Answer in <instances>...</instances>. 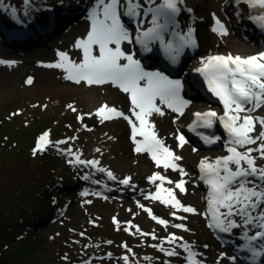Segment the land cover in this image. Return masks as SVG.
<instances>
[{
	"label": "snow or ice",
	"instance_id": "snow-or-ice-1",
	"mask_svg": "<svg viewBox=\"0 0 264 264\" xmlns=\"http://www.w3.org/2000/svg\"><path fill=\"white\" fill-rule=\"evenodd\" d=\"M25 15L31 8V0H23ZM227 4L228 0H224ZM236 15L240 17V10L236 6H246L249 9L247 19L260 29H264V0H233ZM4 0H0V10L5 9ZM13 19L20 22L17 9L10 8ZM193 13V8L187 6L186 0H92L87 10L86 19L89 28L83 37L75 39L73 48L81 53L80 58H73L68 51L57 50V61L45 65L48 68L59 69L63 79L76 85L88 87H102L111 85L121 93L126 94L129 101V114L115 105L104 103L95 112L78 115L81 122L84 116H95L100 123L123 119L130 125V140L134 145L133 151L137 155L148 154L155 167L165 172L171 170L180 175L178 181L169 179L160 171L153 172L147 177L150 184L155 185L154 192L144 194V199L159 202L172 209L171 215L180 221L187 220L185 214L201 215L206 220V227L217 234L216 238L225 244H234L232 240H223L220 234L236 235L241 242L235 245L237 254L243 253L246 264H264V166L257 165V159H264V116L255 115L264 108V51L254 55L239 54H209L202 57L195 73L203 78L207 91L217 98L223 106V113L209 109L195 112V119L188 126V130L195 133L205 144L213 145L221 140L220 135H205L198 129H213L217 122L223 128L227 139L224 147L227 155L217 157L214 161L201 159L198 165L199 181L206 186V211L200 213L191 205H185L178 198L180 194H187L184 177L189 174L179 163L183 157L176 154L167 145L157 130L153 116L164 117L167 111L177 114V118L185 114V109L191 103L182 95L184 83L180 79L170 78L163 71L147 70L137 53L126 46L140 47L143 53H151L154 45H159L165 58L171 64H177L185 49L198 47L196 29L186 25L182 28L179 17L183 13ZM214 21L211 32L223 37L229 35L225 23L212 13ZM150 24L144 27L145 23ZM0 64L12 66L15 61L0 59ZM26 83L31 85L33 78L28 77ZM76 112L72 104L67 105ZM19 115V113H13ZM134 117V119H133ZM176 123V118L173 119ZM259 126V127H258ZM87 128V126L85 125ZM91 131V129H87ZM175 140L177 148H184L189 144L186 136L176 130ZM65 140L51 141L50 130L38 136L32 155L46 152L53 148L61 154L72 157L68 163L73 166H83L94 169L98 173H106L108 180L118 181L119 184L135 189L133 178L118 177L109 169L100 166L99 159H82L81 152H73L71 147L61 149L60 145L68 144ZM112 139V137H109ZM255 146V147H253ZM100 153L101 149L96 148ZM196 152L195 147L192 148ZM257 153V155H253ZM81 179L91 180L90 175ZM99 184L98 180H91ZM165 183L173 187H165ZM100 195V193H93ZM82 196L89 193L84 191ZM104 199H108L107 196ZM91 203V201H86ZM137 206L146 212L157 224L169 226L167 219L154 215L150 208L137 201ZM131 211V209H129ZM128 232L134 228L143 237L151 236L159 239L154 232H143L141 229L127 222ZM113 224L120 230V222L113 217ZM171 227L190 231L185 223H173ZM134 234V233H133ZM80 235H84L81 233ZM107 243L111 244V241ZM167 243L170 247L165 248ZM127 253L132 254V248L127 244L121 245ZM167 257H179L182 249L186 264H205L203 253L194 251V245L183 240V237L170 233L160 244H152ZM208 245H204L206 249ZM107 253V258L112 257ZM238 255L227 256L222 252L217 257L216 264L228 259L236 264ZM63 259L67 260L65 256ZM124 264H130L129 255H123ZM145 256V261H151ZM83 264H90L84 261ZM164 264H168L165 261Z\"/></svg>",
	"mask_w": 264,
	"mask_h": 264
},
{
	"label": "rangeland",
	"instance_id": "rangeland-1",
	"mask_svg": "<svg viewBox=\"0 0 264 264\" xmlns=\"http://www.w3.org/2000/svg\"><path fill=\"white\" fill-rule=\"evenodd\" d=\"M6 1L8 2V0ZM91 1L89 0L86 5ZM12 3L15 6L19 5L20 1L13 0ZM52 3L54 2L52 1ZM66 9L67 23L52 37L48 39L44 36L27 51L13 52L5 47L0 40V59L15 61L12 66L0 64V228L2 226L3 232L9 231L11 234L15 230L18 231V234L10 236L11 245H8L9 247L6 245L5 249L3 248L2 256L6 257L13 250H18L21 245L26 244L24 239L29 237L30 252L29 248L27 249L30 257L22 255V264H83L84 261H89L90 264H124L121 257L126 254L129 255L130 264H164L165 261H168V264H186L184 260L186 254L182 249H177L181 252V256L167 257L158 249L151 247L152 244H160L170 233H175L176 236L183 237L184 241L194 245L195 251L203 253L202 259L205 264H216L217 257L224 251L223 248L221 249L220 243L206 229V220L203 216L177 212V215L187 216V220L180 221L171 215L172 209L159 202L144 199V194L155 191V185L150 184L147 180V177L153 172L160 171L161 174L167 175L173 181H178L180 175L177 172L169 170L165 172L162 168H156L150 159L147 167H141L145 166L142 161L145 159L144 156H147L135 154L132 151L133 147L130 148L128 145L131 129L127 121L125 124L128 129L121 127L120 134L113 136L107 121L100 123L95 116L87 115L84 116L83 122L77 119L78 115L95 112L98 107L87 109L83 113L79 110L73 112L67 107L72 104V98H65V96L69 97L66 94H63L64 97H60L58 89L61 88L54 85L52 88L55 87V89L47 90L45 93L38 95L35 92L36 89H39L38 86L42 85L40 83L43 82L44 75L48 79L63 78L59 69L45 66L57 61L56 45L71 38L76 27L83 25L82 27L86 31L89 28V23L85 19V9L78 18L71 16L70 7ZM51 12L53 10L46 13L45 19L43 16L41 18L44 29H47L46 20ZM193 14L194 19L198 17L203 20L199 13ZM31 16L30 20L34 21V16ZM220 19L226 23L225 12L220 14ZM211 25H213L212 22L205 19L202 27H198L202 47L207 42L210 43L209 48H217L222 43L210 31ZM202 29L207 32L206 42L201 37ZM234 33L241 39L239 30H235ZM244 43L249 45V42ZM260 51V47L249 48L245 54ZM202 55L200 53L194 62H199ZM8 77L14 78L9 79ZM28 77L33 78L31 85L26 83ZM106 87L94 86L96 90ZM110 87L112 86L110 85ZM105 101V103L115 105L123 110L119 101L109 98ZM198 103L202 104V109L207 107L204 100H200ZM259 111L255 115L264 116V112L259 113ZM17 112L19 115H13ZM184 126L181 123H174L173 138L175 143L171 147H176L177 144L176 130L179 129L182 132ZM87 129H91V131ZM47 130H50L51 141L77 137V139L69 140L68 144L59 147L61 149L71 147L73 152L79 150L82 159L93 158L86 151L88 146H93L94 154L101 161L100 166L111 170L118 179L131 176L132 183L136 186L135 189L121 185L118 181L108 180L106 173H98L94 169L83 166H73L67 162L72 157L61 154L53 148L34 157L32 149L38 136ZM159 135L164 138L161 132ZM185 146L188 147L190 153L198 154H194V157H190L188 154L182 155L181 162L185 166V171L188 173L191 165L194 169L191 175L184 177L186 181L187 178L192 179V182L186 184L187 194H180L178 190H176V194L185 205H191L198 212L204 213L206 204H202L199 199L194 198L195 196L203 197V193L199 195V191H197L199 188L196 185L195 176L198 162L203 159V155L209 149L192 152L191 146L188 144ZM94 147L95 149L100 148L101 152H96ZM211 150L218 151L213 156L228 154L224 146ZM177 154L179 155V153ZM253 155L258 156L257 153H253ZM257 165L264 166V159H257ZM86 174L91 176V180H98L100 183L93 184L91 180L81 179ZM106 186L113 188L114 192H103ZM165 187H173V185L165 183ZM84 191H87L89 195L82 196L81 193ZM96 192L100 195L93 194ZM105 196L108 199H104ZM18 201L23 205H15ZM86 201H91V203H86ZM137 201L154 208L162 219L169 221V226L166 228L157 224L137 206ZM35 203L41 204L40 207H30ZM113 217H116L120 222V230H117L113 224ZM11 220L19 221L21 224L17 225ZM129 221L143 232H154L159 239L153 240L151 236L143 237L136 233L134 228L125 232L123 229L128 227L127 222ZM173 223H185L190 231L175 229L171 227ZM6 227H10L12 230H7ZM23 228L25 229L23 230ZM81 233L84 235H80ZM108 241L112 243L109 244ZM123 244L132 248V254L127 253L126 249L121 247ZM204 245H208V247L205 249ZM163 246L170 247L167 243H164ZM107 253H112V257L107 258ZM65 256L68 257L67 260L63 259ZM145 256L151 257V261H145ZM220 264H231V262L228 259H223ZM236 264L240 263L236 262Z\"/></svg>",
	"mask_w": 264,
	"mask_h": 264
},
{
	"label": "bare ground",
	"instance_id": "bare-ground-1",
	"mask_svg": "<svg viewBox=\"0 0 264 264\" xmlns=\"http://www.w3.org/2000/svg\"><path fill=\"white\" fill-rule=\"evenodd\" d=\"M12 1L13 0H8V2H7L4 0V4L6 7H5L2 15H5V12H7V11L9 14H11L10 8L15 7L17 9V12L20 13L21 19L25 23H30V21H28V20L30 19V17H32L31 15L34 16V20H36V23H37V25L35 27L36 31H37L36 38H33L30 41H28L26 44L23 45V47L17 48V50H21V51L29 50L31 48V46L36 45V42L41 40L45 36V32L43 29L44 24H42L43 21L41 20V18L44 17L43 19H45V15L47 12H49L50 10L51 11L54 10V11L59 12V15H57V17H60V20H59V23H57V25H56V28H59V27H63L66 24V22L68 21V15H66V11H67L66 8L69 9V7H70L75 11H77V9H78L79 13L77 16H80L82 14L83 8L85 7V5L83 6V4L89 2V0H52L54 2V3H52V1H48V0H31V8L28 10V15H25L24 14L25 6H24L23 0H19L20 4L15 5V6H13ZM14 3H15V1H14ZM186 4H187V6L193 8V13H196V14L199 13V15L203 18L204 21H205V19H209L212 22V24L214 23V21L212 19V13H216V15L220 18V14L224 10L231 12V13H234L236 11V9L233 6V0H228L227 4H225L224 0H186ZM193 13L189 14V13L185 12L182 19L186 20L189 18L190 20L194 21V19L192 17ZM17 16H18V14H17ZM49 16H50V14L48 15L47 19L49 18ZM50 19L51 18H49V20ZM194 24L202 27V24H200L198 22H194ZM234 24H235V26H238L240 28L244 27L245 23L241 19V10H240V17L239 18L233 17L232 22L231 23L228 22L227 28H228L229 35L221 37V36L216 34L221 39L222 43L217 48H214V47L210 48L208 50L209 54H217V53H224V52H239V51H241V53H245L247 51V49L255 48V46L252 45L251 43H249V45L245 44L244 43L245 41H243V39H239L235 35L234 31H232V29H231V27L234 26ZM230 25H231V27H230ZM82 26L83 25L76 27L73 30V35L66 42L57 44L55 47L56 52H57V50L68 51L70 56L73 58H78L79 56H81V53L73 48V44H74V41L76 38L83 37L86 34L87 31L84 30ZM206 33L207 32H205V30L202 29L201 37L205 42L207 40ZM20 45L22 46V44H20ZM36 47H38V46H36ZM126 47H128V46H126ZM13 49H15V48H13ZM206 53H207V51L205 52V54L202 55V57H204L206 55ZM246 55H248V54H246ZM193 62H194V60H193ZM59 73H62V71L59 70ZM8 78L13 79L14 77H8ZM45 78H47V79H45ZM183 78H184V74H180L179 79H183ZM40 84H42V85L38 86L39 89L35 90V92H37L38 95L45 93L47 90L55 89V87L52 88L53 85L57 86L58 88H61V89H58L59 96L64 97L63 94L68 95L69 97L65 96V98H68V99L72 98L71 102H72L73 107H75L77 110L81 111L82 113L87 109L91 110V109H94L96 107H99L100 105H102L103 103L106 102L105 100L107 98L119 101L123 110L125 112L129 113L128 110L130 107V101H129L127 95L121 93L118 89H116L114 87H110V85H105V87L107 86L108 88L106 87L105 89L96 90V88H94V86L88 87V86L83 85V84L76 85L72 82L64 80L63 78L62 79H60V78L48 79V77L46 75H44V80ZM69 85H74V86H69ZM198 102H200V100L197 101L196 99H194V101H192L191 104L198 103ZM201 108H202V105L196 104L194 106L187 107L185 109V114L183 116H180L179 118H177L176 113H172L171 111H167L166 115L164 117L153 116L152 119L156 123L157 130L163 134V137H164L163 139H165L166 144H168L169 146H172L175 143L174 138H173V125H174V123L172 122L173 119L176 118V123L187 124L188 120L191 119L190 115L195 113L196 111H199ZM263 112H264V108H261L259 113H263ZM107 124H108V128L110 130V133L113 134V136L120 134L119 130L121 129V127L128 129V126L125 124V121L122 119L107 121ZM128 145L130 146V148H132V147L134 148V145L132 144L131 141L128 142ZM133 148H132V151H133ZM172 148L176 149L178 151L179 155H181V156L188 154L190 157H194L195 156L194 154H198V153H190L187 146H184V148H182V149L177 148V147H172ZM86 149H87L86 150L87 153H90V157H93V158H90L86 154L87 157H89L90 159H98V157L93 152V146H88V148H86ZM94 149H95V147H94ZM215 152H218V151L209 149V151L203 155V159L208 158L209 161H214L213 154ZM83 154H85V153L83 152ZM143 155L147 156L148 154H143ZM144 158L145 159L142 161V164H144L145 166H141L142 168L147 167V163L148 164L150 163L149 162V159H150L149 156H147V157L144 156ZM193 169H194V167L192 165L189 166V171H188L189 175H191V173L193 172L192 171ZM169 171H171V170H169ZM187 182L188 183L192 182V179L187 178ZM197 191H199V190H197ZM202 192L204 193V191L200 190L198 192L199 195L202 194ZM198 193H197V195H198ZM194 198L199 199V201L202 204L205 203V201H206L204 197L195 196ZM154 213L156 214L155 210H154Z\"/></svg>",
	"mask_w": 264,
	"mask_h": 264
},
{
	"label": "trees",
	"instance_id": "trees-1",
	"mask_svg": "<svg viewBox=\"0 0 264 264\" xmlns=\"http://www.w3.org/2000/svg\"><path fill=\"white\" fill-rule=\"evenodd\" d=\"M19 202L20 201L15 203V205H23ZM40 205L41 204L35 203L33 205H30V207L33 206V207L38 208V207H40ZM46 215H48V214H46ZM46 215H44V216H46ZM11 221H13L17 225L21 224V223H19V221H14V220H11ZM5 224H7V223L5 222ZM10 227H12V226H10ZM10 227H6V229L10 230L11 229ZM1 228H2V226H1ZM1 228H0V264H22V261H21L22 255L25 254L26 257H30V253H28V249H27V248H29V252H30V246H29L30 243H28L29 237L24 239V241L26 243L25 245L24 244L21 245L18 250L17 249L13 250V251L11 250L12 252L8 253L6 255V257H4V256H2L3 250L5 249L6 245H7V247H9L11 245V240H10L11 237L10 236L18 234V231L15 230L11 234L9 231L3 232ZM12 229H13V227H12ZM24 229L25 228H23V230Z\"/></svg>",
	"mask_w": 264,
	"mask_h": 264
}]
</instances>
